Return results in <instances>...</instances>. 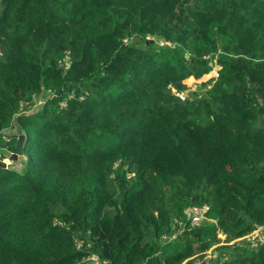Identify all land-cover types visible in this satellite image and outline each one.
<instances>
[{"label":"trees","instance_id":"1","mask_svg":"<svg viewBox=\"0 0 264 264\" xmlns=\"http://www.w3.org/2000/svg\"><path fill=\"white\" fill-rule=\"evenodd\" d=\"M13 127L0 264H264V0H0L8 154Z\"/></svg>","mask_w":264,"mask_h":264},{"label":"rangeland","instance_id":"2","mask_svg":"<svg viewBox=\"0 0 264 264\" xmlns=\"http://www.w3.org/2000/svg\"><path fill=\"white\" fill-rule=\"evenodd\" d=\"M134 43L138 44V39H133ZM158 43V39H148L143 45H149V44H156ZM219 77H215L214 73L211 72L208 75H205L203 78L196 80L194 78H189L187 80H185L184 84L186 85V88L184 89V91L179 92V94L181 96H183L185 101L189 98H202L205 96L206 99H209L210 96L208 95L209 90L213 87V85L217 82V79ZM176 91H174L175 93ZM47 99V94L46 93H42L39 96H36L33 98V100L29 103H26L23 107L24 110H37L40 109L43 106V102L44 100ZM181 100V99H180ZM11 130V129H10ZM12 131L15 132L14 134H18V127H13ZM3 154H7L5 151L0 150ZM31 154V153H30ZM7 158V157H6ZM22 161V160H21ZM24 162V160L22 161ZM21 162V165H22ZM25 164V162H24ZM24 164L21 167H24ZM221 241H224V238L221 236L220 237ZM224 243L222 242V244H220L219 246L223 245ZM215 249L216 246L213 247L208 253L207 255L209 256L208 258L214 257L215 254ZM195 262L197 264H199V260L195 259Z\"/></svg>","mask_w":264,"mask_h":264},{"label":"water","instance_id":"3","mask_svg":"<svg viewBox=\"0 0 264 264\" xmlns=\"http://www.w3.org/2000/svg\"><path fill=\"white\" fill-rule=\"evenodd\" d=\"M19 138L16 143L15 152L9 154L5 160H0V169L8 170L12 168H17L18 163L21 160H26V137L22 130H19Z\"/></svg>","mask_w":264,"mask_h":264},{"label":"built area","instance_id":"4","mask_svg":"<svg viewBox=\"0 0 264 264\" xmlns=\"http://www.w3.org/2000/svg\"><path fill=\"white\" fill-rule=\"evenodd\" d=\"M210 66L212 67V71L215 75V77H219V66L216 62V60L214 62H212L210 64ZM176 96L179 97L181 100H184L183 96H181L179 93H176ZM1 160V159H0ZM208 211V207H204V208H199V207H193L190 208L188 210V213L191 217V224L193 226H198L199 224H201L204 219H205V214ZM261 231V230H260ZM260 231L256 232L259 233ZM262 236L259 238L261 241H264V232L261 231ZM223 237L225 239V235L220 234V237Z\"/></svg>","mask_w":264,"mask_h":264},{"label":"crops","instance_id":"5","mask_svg":"<svg viewBox=\"0 0 264 264\" xmlns=\"http://www.w3.org/2000/svg\"><path fill=\"white\" fill-rule=\"evenodd\" d=\"M14 133H15V132H13L12 129H11V130L9 129V130L5 131V134H6V135H14ZM16 134H17V133H16ZM8 156H9V154L7 153V154H6V157H8ZM22 161H23V160H22ZM22 161H20V162L18 163L17 169H19V170H22L23 167H21V166L24 164V162H25L26 160H24V162H22ZM21 162H22V165H21Z\"/></svg>","mask_w":264,"mask_h":264}]
</instances>
